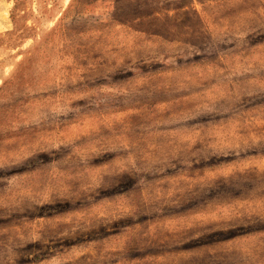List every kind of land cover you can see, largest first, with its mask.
Listing matches in <instances>:
<instances>
[{"label": "rangeland", "instance_id": "rangeland-1", "mask_svg": "<svg viewBox=\"0 0 264 264\" xmlns=\"http://www.w3.org/2000/svg\"><path fill=\"white\" fill-rule=\"evenodd\" d=\"M0 264H264V0H0Z\"/></svg>", "mask_w": 264, "mask_h": 264}]
</instances>
